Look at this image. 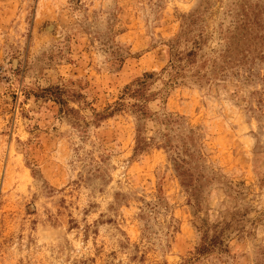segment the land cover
<instances>
[{"label": "rangeland", "instance_id": "rangeland-1", "mask_svg": "<svg viewBox=\"0 0 264 264\" xmlns=\"http://www.w3.org/2000/svg\"><path fill=\"white\" fill-rule=\"evenodd\" d=\"M0 264H264V0H0Z\"/></svg>", "mask_w": 264, "mask_h": 264}]
</instances>
